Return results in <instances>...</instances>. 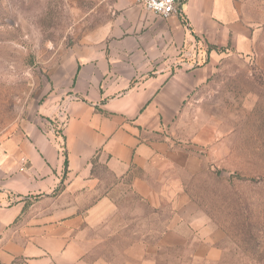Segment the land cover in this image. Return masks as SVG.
Masks as SVG:
<instances>
[{"label": "crops", "instance_id": "1", "mask_svg": "<svg viewBox=\"0 0 264 264\" xmlns=\"http://www.w3.org/2000/svg\"><path fill=\"white\" fill-rule=\"evenodd\" d=\"M108 30L71 60L69 91L0 150V264H88L86 235L116 214V194L151 200L157 169L182 166L171 131L219 50L247 51L253 33L240 0H185L168 17L117 0Z\"/></svg>", "mask_w": 264, "mask_h": 264}, {"label": "rangeland", "instance_id": "2", "mask_svg": "<svg viewBox=\"0 0 264 264\" xmlns=\"http://www.w3.org/2000/svg\"><path fill=\"white\" fill-rule=\"evenodd\" d=\"M240 1L250 47L219 50L175 124L182 166L157 169L151 200L116 194V214L86 235L88 264H264V0ZM116 11L117 0H0V150L69 91L71 60L108 39Z\"/></svg>", "mask_w": 264, "mask_h": 264}, {"label": "built area", "instance_id": "3", "mask_svg": "<svg viewBox=\"0 0 264 264\" xmlns=\"http://www.w3.org/2000/svg\"><path fill=\"white\" fill-rule=\"evenodd\" d=\"M185 0H137L146 9L161 15L168 17L181 12L182 4Z\"/></svg>", "mask_w": 264, "mask_h": 264}]
</instances>
